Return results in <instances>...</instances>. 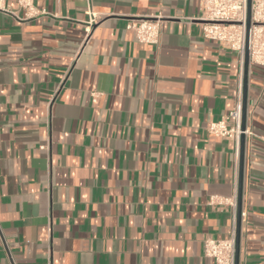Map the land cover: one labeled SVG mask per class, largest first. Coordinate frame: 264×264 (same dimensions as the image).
I'll return each instance as SVG.
<instances>
[{
	"label": "crops",
	"instance_id": "1",
	"mask_svg": "<svg viewBox=\"0 0 264 264\" xmlns=\"http://www.w3.org/2000/svg\"><path fill=\"white\" fill-rule=\"evenodd\" d=\"M0 10V264H215L240 149L208 132L244 92L202 0H17ZM93 12L99 17L90 23ZM159 17L160 43L128 22ZM239 264H264V70L249 65ZM236 199V201H237Z\"/></svg>",
	"mask_w": 264,
	"mask_h": 264
},
{
	"label": "built area",
	"instance_id": "2",
	"mask_svg": "<svg viewBox=\"0 0 264 264\" xmlns=\"http://www.w3.org/2000/svg\"><path fill=\"white\" fill-rule=\"evenodd\" d=\"M24 11V19L36 15L35 0H17ZM203 10L200 20L205 36L218 40L222 45L235 49L240 57V75L243 76L247 41L248 0H202ZM0 10L7 11L5 0H0ZM90 23L97 22L98 16L90 11ZM127 28L134 32L142 43H160L162 28L159 17L139 16L132 18ZM248 50L250 65H257L264 70V0H251V25L249 29ZM242 91L238 93L233 108L219 121L210 122L208 132L217 136L228 137L234 141L239 152L242 130ZM248 132V129L244 131ZM237 198L232 202L237 206ZM244 216V212H242ZM204 255L214 260L215 264H235V234L227 239L206 237L203 241Z\"/></svg>",
	"mask_w": 264,
	"mask_h": 264
},
{
	"label": "water",
	"instance_id": "3",
	"mask_svg": "<svg viewBox=\"0 0 264 264\" xmlns=\"http://www.w3.org/2000/svg\"><path fill=\"white\" fill-rule=\"evenodd\" d=\"M251 25V0H248V20H247V41L245 50L244 64V92H243V110H242V130L240 141V169H239V191L237 199V221H236V259L235 264H239L240 260V238L242 226V204H243V185H244V165H245V146L247 129V105H248V71L250 65V57L248 50L249 29Z\"/></svg>",
	"mask_w": 264,
	"mask_h": 264
}]
</instances>
